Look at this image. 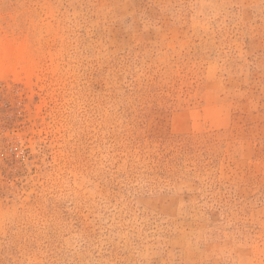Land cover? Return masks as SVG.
Masks as SVG:
<instances>
[{
    "label": "rangeland",
    "instance_id": "1",
    "mask_svg": "<svg viewBox=\"0 0 264 264\" xmlns=\"http://www.w3.org/2000/svg\"><path fill=\"white\" fill-rule=\"evenodd\" d=\"M0 264H264V0H0Z\"/></svg>",
    "mask_w": 264,
    "mask_h": 264
}]
</instances>
